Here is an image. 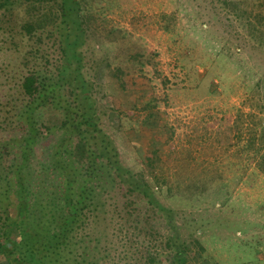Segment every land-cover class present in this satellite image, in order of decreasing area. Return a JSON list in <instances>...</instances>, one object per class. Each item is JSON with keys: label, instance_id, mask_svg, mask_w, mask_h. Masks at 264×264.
Wrapping results in <instances>:
<instances>
[{"label": "trees", "instance_id": "1", "mask_svg": "<svg viewBox=\"0 0 264 264\" xmlns=\"http://www.w3.org/2000/svg\"><path fill=\"white\" fill-rule=\"evenodd\" d=\"M177 1L168 15L174 22L180 9ZM219 1L248 36L239 38V47L247 48L253 65L264 74V0ZM81 6L82 0H0V50L8 53L1 64L12 80L9 92L0 97V264H187L186 242L172 249L178 230L172 223V210L159 196L187 202L206 194L214 177L203 168L176 169L171 183L153 173L154 184L165 183L156 190L143 173L122 163L109 128L115 134L125 124L129 128L134 121L138 124L128 139H136L134 152L145 144L152 151L154 156L145 155L143 165L151 171L161 160L157 155L160 143L168 140L173 127L164 125L169 134L160 132L161 142L139 132L142 125H155L148 113L157 115L154 97L145 96L141 107L148 112L143 120L133 119L131 112L117 117L114 107L104 100L108 94L113 100L119 95L103 81V66H110L107 61L94 60L90 79L85 77L77 50L84 34ZM211 15L201 24L185 26L181 40L189 52L179 59L188 81L206 93L214 85L215 66L203 60L211 57L217 63L222 55L217 37L209 36V25L217 23ZM64 22L79 31L72 39L61 33ZM164 26L168 29L169 25ZM50 44L60 53L55 59H51ZM197 61L211 69L202 77L194 65ZM223 74L219 73L222 82L229 79ZM259 86L256 81L250 89ZM136 92L140 94L135 97L126 93L120 104L138 109L146 91ZM147 92L151 96L152 91ZM259 98L263 110L264 95ZM104 115L109 116L108 123H102ZM256 139L261 142L257 148L263 147L264 125L259 136L251 135L250 144ZM258 164L264 169V153ZM133 191L142 203L135 213L131 201L116 199L118 193ZM151 234L158 236L154 249L147 245ZM112 236L123 246L116 257ZM166 245L171 250L165 261L159 256Z\"/></svg>", "mask_w": 264, "mask_h": 264}, {"label": "rangeland", "instance_id": "2", "mask_svg": "<svg viewBox=\"0 0 264 264\" xmlns=\"http://www.w3.org/2000/svg\"><path fill=\"white\" fill-rule=\"evenodd\" d=\"M178 3L180 9L174 22L168 15L176 7L175 0H82L84 34L77 50L83 61V72L90 79V64L93 66L94 60L110 63L108 68L103 66V81L119 95L113 100L108 94L104 100L114 107L119 118L131 112L133 119L143 120L148 112L141 107L145 96L154 97L157 115L148 113L155 125L140 126L138 130L142 134L161 142L160 132L169 134L164 125L173 127L168 140L160 143L157 155L161 160L151 171H145L143 165L145 155H152V151L145 144L134 152L132 145L136 139H128L131 129L138 124L134 121L132 128L125 124L115 134L109 128L123 164L143 173L142 177L153 184V173L161 175L160 181L174 183L176 169L203 168L208 170L210 178L214 177L206 194L184 200L187 202L159 196L172 210V223L178 230L172 249L186 242L187 264H264V169L258 164L264 146L258 149L261 142L257 139L253 145L249 142L253 133L259 136L264 125V107L261 110L257 102L259 95H264V74L253 65L247 48L239 47V38L248 36L219 0H180ZM210 14L217 23L209 25V36L217 37V50L222 55L217 63L202 55L204 62L215 66L212 93H206L197 91L188 81L179 59L184 52H189L181 40L188 28L185 26L192 22L201 24ZM166 22L168 29L164 26ZM71 26L69 22L60 24L61 33L69 39L79 32ZM48 49L51 59L60 54L52 44ZM6 51L0 50V97L9 92L12 84L7 75L9 70L2 69L1 64V58L8 54ZM215 51L216 47L212 54ZM194 65L199 77L211 70L198 61ZM219 73L229 79L222 82ZM256 81L260 82V89L251 90ZM150 90L151 96L147 92ZM136 91H146L141 98L138 96V109H126L120 104L126 93L134 97L140 94ZM103 119L102 123H108L109 116L104 115ZM161 184L165 185L155 182L154 188L158 190ZM137 194L136 191L118 193L116 199L131 201L130 209L135 213L142 206ZM160 231L165 234V229ZM156 238L157 234L148 238L147 245L152 249L156 248L153 244ZM111 239V249L115 251L112 254L116 257L123 246L116 243L117 238ZM164 249L159 257L165 260L171 249L170 246Z\"/></svg>", "mask_w": 264, "mask_h": 264}]
</instances>
